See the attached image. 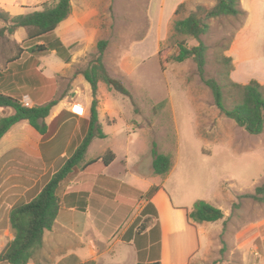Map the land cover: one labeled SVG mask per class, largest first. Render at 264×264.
Returning <instances> with one entry per match:
<instances>
[{"label":"rangeland","instance_id":"obj_1","mask_svg":"<svg viewBox=\"0 0 264 264\" xmlns=\"http://www.w3.org/2000/svg\"><path fill=\"white\" fill-rule=\"evenodd\" d=\"M55 1L0 0V9L14 17L41 11ZM73 1L70 17L54 32L66 47H72L65 73L64 60L55 52L33 59L23 52L27 29L0 38V70L21 53L18 64H26L24 72H35L39 80L36 87H21L24 97L37 105L61 99L72 113L75 106L89 101L88 115L92 94L90 87L85 88L81 72L97 57L98 43H108L103 63L130 97L99 83V123L107 138L92 141L86 162L99 159L109 150L117 159L108 168L99 162L86 170L76 169L68 192L88 193L86 200L94 204L86 210L101 235L113 242L117 233L140 216L146 202L134 194L124 195L122 200L120 186L100 181L101 176L143 193L163 184L177 206L213 202L225 218L201 225L208 235V251L205 260L196 264H258L257 254L264 255V194H257L264 185V131L251 135L223 115L211 90L199 78L194 61L173 60L179 43L198 45L194 39L175 35L174 22L185 19L198 6L212 9L217 0ZM240 1L246 16L209 21L210 33L201 38L209 49L206 72L209 78L219 80L222 70L218 60L227 56L233 60V83L256 81L264 86V0ZM181 4L185 8L175 15ZM6 26L0 21V29ZM131 58L139 62L127 72L121 62ZM80 111L85 114L83 107ZM10 114L12 110H0V118ZM72 130L73 122L69 121L57 139L56 167L64 162L62 153L70 158L84 139L81 133L71 136ZM22 134L27 140L31 138L29 132ZM154 146L172 160L174 170L165 181L167 175L155 176L153 172ZM95 189L100 190L96 196ZM146 219L139 224V231L149 225ZM98 248L107 250L102 243ZM117 250L115 247L114 252ZM110 256L86 264H111Z\"/></svg>","mask_w":264,"mask_h":264},{"label":"trees","instance_id":"obj_2","mask_svg":"<svg viewBox=\"0 0 264 264\" xmlns=\"http://www.w3.org/2000/svg\"><path fill=\"white\" fill-rule=\"evenodd\" d=\"M184 8L185 4H181L175 15H178ZM71 13V0H56L55 3L46 6L41 11L14 17L0 9V21L8 25L0 29V38L5 37L7 34L13 35L18 29L25 28L28 34L25 41L27 46L23 52H27L31 59L41 58L55 52L68 63L70 60L68 54L72 47H66L54 35V32L70 17ZM246 14L241 7L240 0H217V4L212 9L198 6L196 11L190 13L185 19L176 20L173 25L175 35L194 39L198 42V45L188 47L185 42L179 43L177 54L173 56V60L177 63L193 60L199 78L211 90L215 105L220 112L235 121L240 128H243L249 134L261 135L264 131V86L256 81H252L247 85L233 83L230 80L233 60L227 56H223L218 60L222 70L219 71V80L209 78L206 72L209 49L201 41L202 37L208 36L210 33V20L226 17L236 18L246 16ZM107 44V41L104 40L98 43L97 57L87 69L81 72V75L89 84L92 94L88 132L75 153L53 175L41 193L30 203H21L13 208L10 223L14 240L1 255L0 261L7 264H29L33 261L43 246L46 232L51 231L55 226L60 212L58 191L61 185L76 169L86 170L99 164V162L103 168H108L116 160L115 153L109 150L99 159L86 162V156L92 141L95 138H107L99 123V102L97 99L99 83L103 82L111 90L130 97L126 87L121 81L110 76L103 63V55ZM21 56L20 53L9 62L5 70H0V110H12V114L0 118V141L15 125L24 121L28 122L30 127L37 133L45 136L48 133L46 120L61 102V99H54L46 104L33 105L32 107H26L22 104V98L26 93L25 91L21 92V87H36L39 85V80L35 72H24L26 64H18ZM152 156L154 175L160 177L168 175L172 169L170 156L159 153L156 146L152 149ZM101 177L99 178L100 181L105 180L104 182H110L111 185L120 186L119 197L122 200L124 195L134 194L139 200L146 202L145 208L131 226L130 233L139 226L143 217L149 214L157 216V210L151 200L160 191V187L153 186L148 192L143 193L126 184L115 182V180H110L105 176ZM97 190L95 189V196L100 192V190ZM260 193L264 194V185L257 189V194ZM85 196L89 197L88 193ZM250 198L255 199L257 197L251 196ZM84 202L85 208L94 204L93 200L90 199ZM224 218V213L220 209L206 201H197L192 211L188 213L189 223L193 226L216 223ZM142 229L144 230V228Z\"/></svg>","mask_w":264,"mask_h":264},{"label":"crops","instance_id":"obj_3","mask_svg":"<svg viewBox=\"0 0 264 264\" xmlns=\"http://www.w3.org/2000/svg\"><path fill=\"white\" fill-rule=\"evenodd\" d=\"M73 2L71 0L72 8ZM138 62L139 60L134 58L125 59L121 62V67L130 72ZM63 63L65 73L69 64L65 61ZM83 82L87 89L89 84L86 80ZM31 100L37 105L35 100ZM82 107L85 114L77 116L66 103L60 102L47 120L48 133L45 136L33 128L34 131H31L28 122L24 121L15 125L0 141V257L14 240L10 223L13 208L34 200L69 159L65 152L62 153L64 158L60 157L64 162L56 167L55 152L59 147L56 142L64 125L71 121V136L77 133L86 136L89 128V101ZM22 132L31 133V138L25 139ZM33 136L35 140H32ZM173 170L174 168L164 181L170 177ZM70 178L72 174L58 191L60 212L55 226L46 232L42 248L29 264H86L106 255H111V264H196L202 263L207 257L206 229L201 225L193 226L188 220V213L192 211L193 204L177 206L165 191L163 184L158 185L161 189L151 200L157 210V216L149 214L143 217L147 218L149 225L140 231L137 227L130 233L134 221L124 231L117 233L113 242L111 238L101 235L93 217L86 210V192H68L69 183H72ZM211 205L215 206L213 202ZM99 243L107 247V250L101 252ZM115 247H118L116 253ZM113 253L116 255L112 257ZM257 255L260 256L257 263L264 264V255ZM0 264L7 263L0 261Z\"/></svg>","mask_w":264,"mask_h":264},{"label":"built area","instance_id":"obj_4","mask_svg":"<svg viewBox=\"0 0 264 264\" xmlns=\"http://www.w3.org/2000/svg\"><path fill=\"white\" fill-rule=\"evenodd\" d=\"M22 104H23L24 106H26V107H32V106H31V100H30L29 97H24L23 100H22ZM79 106H80V105H79ZM80 107H82V106H80ZM72 111H73V113H74L75 115H77V116H82L81 114L77 113L74 109H73Z\"/></svg>","mask_w":264,"mask_h":264},{"label":"bare ground","instance_id":"obj_5","mask_svg":"<svg viewBox=\"0 0 264 264\" xmlns=\"http://www.w3.org/2000/svg\"><path fill=\"white\" fill-rule=\"evenodd\" d=\"M81 108H82V107H80V106H75L73 109H74L77 113L80 114V113L82 112V111H80ZM73 109H72V110H73Z\"/></svg>","mask_w":264,"mask_h":264}]
</instances>
